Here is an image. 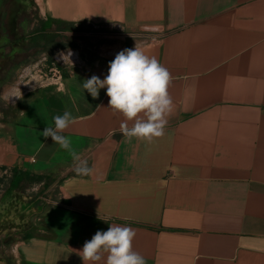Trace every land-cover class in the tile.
I'll return each mask as SVG.
<instances>
[{
	"label": "crops",
	"instance_id": "0c3cea01",
	"mask_svg": "<svg viewBox=\"0 0 264 264\" xmlns=\"http://www.w3.org/2000/svg\"><path fill=\"white\" fill-rule=\"evenodd\" d=\"M15 1L32 16L17 40L0 6V44L36 43L47 26L100 35L97 59L65 63L62 78L23 92L0 126L10 188L33 181L51 191V206L16 244V264H84L85 241L110 224L135 230L146 264H264V0ZM136 44L172 78L173 112L152 143L125 140L106 88L95 99L83 88ZM65 111L75 123L62 134L88 175L42 136Z\"/></svg>",
	"mask_w": 264,
	"mask_h": 264
},
{
	"label": "clouds",
	"instance_id": "9594fccd",
	"mask_svg": "<svg viewBox=\"0 0 264 264\" xmlns=\"http://www.w3.org/2000/svg\"><path fill=\"white\" fill-rule=\"evenodd\" d=\"M171 79L168 69L156 57L146 55L136 44L134 49L120 51L115 56L103 80L93 75L84 81L83 88L94 99L98 98L100 89L106 88V95L110 98L109 108L113 114L119 113L124 118L119 131L125 140L135 138L152 143L164 136L167 118L173 112L174 103L168 92ZM12 98L22 99L19 85L13 95L0 96L6 103L14 104ZM53 121L54 127L46 126L42 136L45 139L51 137L53 143L70 151L72 158L79 162L78 173L90 174L92 169L87 161L72 150L71 139L62 134L75 123V117L65 111L63 115L54 116ZM135 236L136 232L131 227L110 224L106 231L98 230L90 240L85 241L78 255L84 264H146L145 257L133 250Z\"/></svg>",
	"mask_w": 264,
	"mask_h": 264
},
{
	"label": "rangeland",
	"instance_id": "374dc122",
	"mask_svg": "<svg viewBox=\"0 0 264 264\" xmlns=\"http://www.w3.org/2000/svg\"><path fill=\"white\" fill-rule=\"evenodd\" d=\"M0 6L5 12V23L10 24L6 31L12 34L11 38L21 40L25 33L18 23L30 18L33 11L21 12L22 6L15 0H5ZM43 33L36 43L0 44V96L13 95L18 85L23 93L46 83L51 70L60 69L61 63L90 64L100 54V35L96 30L59 28L56 34L47 26ZM12 45L19 46L20 51L11 54ZM12 100L15 102L16 98ZM11 104L0 99V126L13 117ZM9 185L0 194V264H16V244L30 236L37 217L51 206L48 185L31 181L19 190Z\"/></svg>",
	"mask_w": 264,
	"mask_h": 264
},
{
	"label": "built area",
	"instance_id": "2783aa9c",
	"mask_svg": "<svg viewBox=\"0 0 264 264\" xmlns=\"http://www.w3.org/2000/svg\"><path fill=\"white\" fill-rule=\"evenodd\" d=\"M67 66L65 63H61V69L51 70L49 80L59 79L63 76L62 68ZM13 178V172L7 168H0V194L4 193L5 186L9 185L10 180ZM5 182V183H4Z\"/></svg>",
	"mask_w": 264,
	"mask_h": 264
},
{
	"label": "trees",
	"instance_id": "16d2710c",
	"mask_svg": "<svg viewBox=\"0 0 264 264\" xmlns=\"http://www.w3.org/2000/svg\"><path fill=\"white\" fill-rule=\"evenodd\" d=\"M36 180H37V181H42L43 179L38 178V179H36ZM36 180H35V181H36ZM29 237H30V236H28L27 238H29Z\"/></svg>",
	"mask_w": 264,
	"mask_h": 264
},
{
	"label": "bare ground",
	"instance_id": "6f19581e",
	"mask_svg": "<svg viewBox=\"0 0 264 264\" xmlns=\"http://www.w3.org/2000/svg\"><path fill=\"white\" fill-rule=\"evenodd\" d=\"M14 101V100H13Z\"/></svg>",
	"mask_w": 264,
	"mask_h": 264
}]
</instances>
